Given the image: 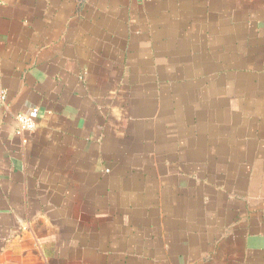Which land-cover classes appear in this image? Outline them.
I'll list each match as a JSON object with an SVG mask.
<instances>
[{"label": "crops", "instance_id": "0c3cea01", "mask_svg": "<svg viewBox=\"0 0 264 264\" xmlns=\"http://www.w3.org/2000/svg\"><path fill=\"white\" fill-rule=\"evenodd\" d=\"M0 87V264H264V0H0Z\"/></svg>", "mask_w": 264, "mask_h": 264}, {"label": "built area", "instance_id": "2783aa9c", "mask_svg": "<svg viewBox=\"0 0 264 264\" xmlns=\"http://www.w3.org/2000/svg\"><path fill=\"white\" fill-rule=\"evenodd\" d=\"M140 2H154L160 0H137ZM7 94L3 88L0 87V109L5 104ZM38 116L36 108L30 109L27 113L19 114L16 117V133L22 135L23 133H30L35 128V122Z\"/></svg>", "mask_w": 264, "mask_h": 264}]
</instances>
